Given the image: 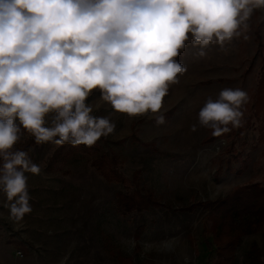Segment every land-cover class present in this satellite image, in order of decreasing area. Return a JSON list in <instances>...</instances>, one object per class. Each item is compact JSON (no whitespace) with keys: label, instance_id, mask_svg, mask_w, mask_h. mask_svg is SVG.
I'll return each instance as SVG.
<instances>
[{"label":"clouds","instance_id":"9594fccd","mask_svg":"<svg viewBox=\"0 0 264 264\" xmlns=\"http://www.w3.org/2000/svg\"><path fill=\"white\" fill-rule=\"evenodd\" d=\"M256 9L264 0H0V206L7 218L23 226L32 212L25 173L41 172L28 152L13 150L21 128L37 144L93 146L116 128L111 114H93L100 103H86L93 90L117 113L153 114L164 124V97L186 71L176 59L186 42L191 37L203 57L209 45L239 37ZM248 99L240 88L222 89L200 109L199 127L221 136L241 126Z\"/></svg>","mask_w":264,"mask_h":264},{"label":"rangeland","instance_id":"374dc122","mask_svg":"<svg viewBox=\"0 0 264 264\" xmlns=\"http://www.w3.org/2000/svg\"><path fill=\"white\" fill-rule=\"evenodd\" d=\"M263 18L264 9L254 10L247 21L248 28L242 30L239 37L223 46L209 45L204 49L203 57L197 54L200 46L193 45L190 37L176 58L186 71L178 76L177 83L169 86L168 95L164 97L162 111L166 121L162 125L156 124L153 114L128 117L115 112L109 104L100 101L99 90H93L86 103L102 105L93 114H111L116 125L114 133L96 143L106 152L110 149L117 155L115 167L127 178L136 176L134 183L126 188L121 183L106 181L81 151L66 162L61 161L62 170L68 171L53 170L49 172L53 178L73 182L83 180L97 199L103 194L101 202H93L95 214L90 225L93 236L89 235L83 241L76 231L67 230L62 239L55 234L43 238L31 231V237H28L33 244H25L28 252L17 244L14 246L16 264L19 261L52 264L56 255L43 260L40 253L43 246L48 244L53 250L56 243L62 245L61 241L70 245L67 260L73 264H211L215 247L210 232L204 230L206 211L199 206L191 212L178 208L224 196L235 185L264 184V125L262 127L251 116L252 96L260 74L255 30ZM258 33L264 36V23ZM225 88H240L249 97L240 108L243 130L239 134L233 132L203 142L212 130L199 127L198 113L209 97L216 100ZM248 116L249 120H245ZM193 124L198 125L196 132L191 131ZM133 133L138 140H132ZM55 146L52 142L35 143L28 154L42 170ZM227 160H230L228 169ZM74 185L77 186L75 182ZM135 185L144 192L149 191L156 205H149L144 211L120 214L115 205V192H130ZM139 225L144 226V231L135 236L133 232ZM6 238L5 233L0 232V263H3L4 250L8 248ZM85 250L87 254L83 255ZM233 264H264L263 231L241 237Z\"/></svg>","mask_w":264,"mask_h":264},{"label":"trees","instance_id":"16d2710c","mask_svg":"<svg viewBox=\"0 0 264 264\" xmlns=\"http://www.w3.org/2000/svg\"><path fill=\"white\" fill-rule=\"evenodd\" d=\"M263 23L264 18L260 19L255 30L260 74L251 102V116L255 117L262 127L264 125V36L261 37L258 32L263 27ZM249 118L250 116L245 120H249ZM228 127L230 131L221 136H229L233 132L239 134L243 130L241 129L242 126L232 127L229 125ZM131 136L132 140H138L134 133ZM218 137L211 134L204 137L202 141L211 142ZM35 143L34 136L21 128V138L14 145L13 150L29 152ZM102 148L97 143L91 147L85 145L73 146L68 143L56 144L46 159L44 170L48 172L62 170L59 163L61 161L66 162L77 151H81L88 156L89 164L106 181L121 183L126 188H130L136 176L130 179L120 174L115 167L118 162L117 155L110 149L106 152ZM229 161L226 162V169H228ZM0 166H2V160H0ZM62 171L67 173V170ZM115 205L120 214H127L133 210L144 211L148 209L149 205H156V201H154L153 195L149 191L144 192L135 185L130 192L116 191ZM198 206L206 211L204 230L210 232L211 243L215 247V256L211 264H233L235 248L241 237L258 231L264 232L262 229L264 224V184L248 182L235 185L224 196L181 206L178 210L191 212ZM143 231L144 226L139 225L133 233L135 236H139ZM206 240L209 241V237H206Z\"/></svg>","mask_w":264,"mask_h":264},{"label":"crops","instance_id":"0c3cea01","mask_svg":"<svg viewBox=\"0 0 264 264\" xmlns=\"http://www.w3.org/2000/svg\"><path fill=\"white\" fill-rule=\"evenodd\" d=\"M25 175L28 178V191L33 206H31L32 212L25 215L23 226L17 229L14 223L7 218L8 210L0 206V213L3 214L0 216V232L5 233L7 237L5 244L8 246L4 250L6 253L2 257L3 263L0 264L18 263L14 260V246L17 244L19 248L28 252L25 244H33V241L28 237L29 235L31 237V231H36L37 236L43 238L55 234L56 237L59 238L60 236L62 239L66 237L67 230H71L72 233L76 231V235L82 237L83 241L89 235L92 237L94 230L90 225L94 219L93 214H95L93 202H101L104 199L103 194L97 199L94 191L85 183L86 181L78 182L77 179L74 181L77 185L75 186L74 182L68 179L53 178L44 168L39 174ZM5 199V194L0 191V202L5 201ZM103 208L102 205V211ZM48 219L50 221H47ZM52 220L54 221L52 222ZM61 243L62 245L59 244V246L56 243L53 250H50L51 246L48 244L43 246V251L40 253L41 258L44 260L56 255L57 260L55 259L52 264H60L65 256L69 257L68 250L70 248L67 242L61 241ZM86 254L87 250L83 252V255ZM76 256L80 257L79 255ZM85 260L87 259L85 258ZM19 264H26V261H19ZM65 264L73 263L66 260Z\"/></svg>","mask_w":264,"mask_h":264},{"label":"built area","instance_id":"2783aa9c","mask_svg":"<svg viewBox=\"0 0 264 264\" xmlns=\"http://www.w3.org/2000/svg\"><path fill=\"white\" fill-rule=\"evenodd\" d=\"M18 253H20L21 254V252H18ZM22 255V254H21ZM162 264H174V263H162Z\"/></svg>","mask_w":264,"mask_h":264}]
</instances>
